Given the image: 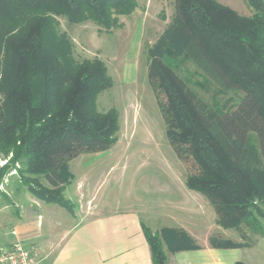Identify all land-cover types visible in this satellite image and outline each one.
I'll use <instances>...</instances> for the list:
<instances>
[{"label":"trees","instance_id":"obj_1","mask_svg":"<svg viewBox=\"0 0 264 264\" xmlns=\"http://www.w3.org/2000/svg\"><path fill=\"white\" fill-rule=\"evenodd\" d=\"M244 2L253 10L249 16L216 0H175L171 23L148 50L147 78L170 147L191 162L186 187L208 200L219 227L252 244L264 237V2ZM137 6L138 0H0V154L10 155L0 182L21 164L19 177L30 193L74 215L63 195L65 167L80 155L109 150L118 114L97 109V97L112 86L106 66L77 61L56 18L109 30ZM187 59L203 63L223 89L242 97L222 109L203 103L177 74ZM142 231L152 264H165L162 239L171 251L195 248L183 231L158 234L143 224ZM209 244L243 246L221 237Z\"/></svg>","mask_w":264,"mask_h":264},{"label":"rangeland","instance_id":"obj_2","mask_svg":"<svg viewBox=\"0 0 264 264\" xmlns=\"http://www.w3.org/2000/svg\"><path fill=\"white\" fill-rule=\"evenodd\" d=\"M216 1L239 15L253 13L244 0ZM174 7L175 0H138L137 8L130 15L119 16L118 27L109 30L91 21L70 24L64 17L56 18L57 30L69 38L77 61L99 59L106 66L112 86L97 97L96 105L100 112L115 109L118 114L115 144L105 152L80 155L65 167L69 182L63 195L72 203L78 222L87 220L96 210L104 213L133 208L145 213L161 204L165 207L176 197L175 188L185 185L186 176L193 170L191 162L179 160L170 147L147 78L148 50L171 23ZM177 74L203 103L213 108L231 107L242 97L240 92L223 89L195 59H187ZM9 157L0 154V168ZM23 168L21 164L10 167L0 182V235L9 232L11 215L24 221L28 204H38L19 177ZM42 183L46 185L44 180ZM54 208L58 216L67 214L61 207ZM212 219L210 216L209 221L206 214V223L209 221L211 226L206 227L208 242L214 237L248 242L235 230L223 235ZM257 260L264 263V256L257 253Z\"/></svg>","mask_w":264,"mask_h":264},{"label":"crops","instance_id":"obj_3","mask_svg":"<svg viewBox=\"0 0 264 264\" xmlns=\"http://www.w3.org/2000/svg\"><path fill=\"white\" fill-rule=\"evenodd\" d=\"M175 192L176 197L165 207L161 204L145 213L133 208L104 213L96 210L81 222L75 213L71 215L66 210L67 214L59 217L54 210L58 205L38 200V204H28L24 221L12 215L8 218L10 230L0 235V245L14 240L10 235L14 229L19 240L37 244L39 264H152L143 224L158 234L183 231L193 241L195 248L171 251L162 239L165 264H264L257 260V253L264 256V237H255L252 244L246 242L236 248L211 247L206 239L210 216L213 226L223 235L232 229L216 224V214L202 194L186 185L175 188ZM9 236L12 240L8 241Z\"/></svg>","mask_w":264,"mask_h":264},{"label":"built area","instance_id":"obj_4","mask_svg":"<svg viewBox=\"0 0 264 264\" xmlns=\"http://www.w3.org/2000/svg\"><path fill=\"white\" fill-rule=\"evenodd\" d=\"M10 235L14 240L0 245V264H39L40 251L35 244L23 242L17 238L12 229Z\"/></svg>","mask_w":264,"mask_h":264}]
</instances>
